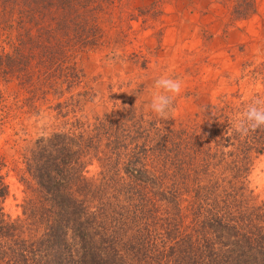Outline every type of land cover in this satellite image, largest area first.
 <instances>
[{
    "label": "trees",
    "instance_id": "trees-1",
    "mask_svg": "<svg viewBox=\"0 0 264 264\" xmlns=\"http://www.w3.org/2000/svg\"><path fill=\"white\" fill-rule=\"evenodd\" d=\"M95 2L0 0V77L24 73L29 99L47 98L59 80V98L81 85L82 71L60 63L100 43ZM256 70L264 76V64ZM86 92L57 100L51 108L72 115L70 126L26 149L23 216L6 212L0 153V264H264V199L249 186L264 128L243 137L229 129L259 92L178 124L130 103L85 116Z\"/></svg>",
    "mask_w": 264,
    "mask_h": 264
},
{
    "label": "rangeland",
    "instance_id": "rangeland-1",
    "mask_svg": "<svg viewBox=\"0 0 264 264\" xmlns=\"http://www.w3.org/2000/svg\"><path fill=\"white\" fill-rule=\"evenodd\" d=\"M92 7L96 18L91 24L103 35L100 43L68 50V60L60 63L82 71L81 85H72L59 98V80L47 98L29 99L19 83L24 73L0 77V153L8 163L6 212L13 218L23 216L29 181L22 163L26 149L39 137L70 126L72 115L59 117L51 108L57 100L86 90L81 107L85 116L126 103L138 113L153 114L149 103L154 81L169 75L183 82L169 116L178 124L193 122L197 115L202 122L204 107L223 99H250L257 92L264 97V76L256 70L264 64V0H96ZM38 65L35 76L50 78V71ZM46 67L59 71L56 65ZM249 178L250 188L264 199V158Z\"/></svg>",
    "mask_w": 264,
    "mask_h": 264
},
{
    "label": "clouds",
    "instance_id": "clouds-1",
    "mask_svg": "<svg viewBox=\"0 0 264 264\" xmlns=\"http://www.w3.org/2000/svg\"><path fill=\"white\" fill-rule=\"evenodd\" d=\"M183 82L179 78L161 75L155 79L149 103L150 111L160 119H168L174 111L175 97L182 92ZM264 128V97H254L233 118L229 129L247 136L249 132Z\"/></svg>",
    "mask_w": 264,
    "mask_h": 264
}]
</instances>
